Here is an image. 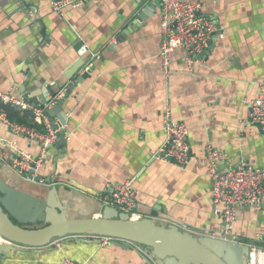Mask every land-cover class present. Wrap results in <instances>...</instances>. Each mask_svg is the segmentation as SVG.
Segmentation results:
<instances>
[{"label": "crops", "instance_id": "0c3cea01", "mask_svg": "<svg viewBox=\"0 0 264 264\" xmlns=\"http://www.w3.org/2000/svg\"><path fill=\"white\" fill-rule=\"evenodd\" d=\"M150 1L87 2L59 15L49 0H0L1 92L37 102L30 96H44V85L56 82L62 96L74 81L64 73L80 56L79 42L86 48L83 68L91 69L62 104L63 147H50L39 169L44 182H33L11 167L8 147L0 154V178L36 196L56 187L69 217L99 216L106 206L100 196L110 192L109 185L133 178L140 218L222 238L220 220L212 213L203 149L210 144L227 154L220 168L241 161L264 168V131L247 122L248 102L264 85V0H198L200 12L217 23L220 33L212 37L208 54L201 60L193 56L192 64L177 50L168 78L158 58L161 4L124 34L136 9ZM110 44L113 51L107 50ZM166 102L173 117L187 126L191 152L183 167L151 158L165 142ZM0 137L32 154L39 150L38 143L11 135L3 124ZM236 214L240 242L264 236V207L242 206ZM57 238L60 247L9 250L0 255V264H61L63 257L83 264H160L141 244Z\"/></svg>", "mask_w": 264, "mask_h": 264}, {"label": "built area", "instance_id": "2783aa9c", "mask_svg": "<svg viewBox=\"0 0 264 264\" xmlns=\"http://www.w3.org/2000/svg\"><path fill=\"white\" fill-rule=\"evenodd\" d=\"M53 11L63 15L66 8H79L84 3L99 4L102 0H49ZM202 6L198 0H161L160 7V43L158 58L166 78L171 73V60L173 54L180 50L184 60L193 63V56L202 54L208 47L213 36L217 35L219 28L210 17L203 15ZM220 33V32H219ZM116 43V40H115ZM96 55V54H95ZM58 95L53 99V101ZM0 99L16 104L33 111L35 121L40 128L27 126L12 121L6 112L0 109V124L8 128L13 136H22L27 140L38 143L39 150L32 154L19 147L13 140L0 137V154L4 147L11 150L8 162L19 173L24 174L33 182H44L39 176V169L49 159V149L58 141V132L63 126L51 123L45 114L51 102L43 108L39 103L30 102L23 96H14L0 91ZM249 123L260 126L264 131V85L260 86L257 95L249 102ZM165 142L158 150L151 153V158L172 163L183 167L190 156V146L187 142V126L184 122L173 117L171 107L166 102L162 113ZM204 159L210 177V201L212 213L220 220L221 236L227 241L238 243L239 236L234 231V222L237 218V208L248 206L254 210L264 207V168L241 161L235 166L220 168L228 159L227 154L218 148L207 144L204 146ZM4 154V153H3ZM29 173V174H28ZM110 192L100 196L101 202L106 206L116 207L119 211L129 215L131 219H139L137 212L136 189L134 179L109 185ZM84 239H96L92 234L72 235ZM100 243H109L113 238L99 236ZM0 236V242H4ZM60 239L53 238L49 245L60 247ZM135 246L137 243H132ZM249 254L248 264H264L258 259L259 252L264 255V247L254 243H247ZM254 256V258H253ZM61 264H83L69 257H63Z\"/></svg>", "mask_w": 264, "mask_h": 264}, {"label": "water", "instance_id": "95a60500", "mask_svg": "<svg viewBox=\"0 0 264 264\" xmlns=\"http://www.w3.org/2000/svg\"><path fill=\"white\" fill-rule=\"evenodd\" d=\"M156 4H161V0H153L137 8L139 10L136 9L134 18L125 27L124 34L140 26L150 16L151 11L153 12V6ZM117 40H123L122 36H118ZM211 42L212 40L209 42V48L212 46ZM75 48L80 56L64 73V77L68 80L74 78V81L64 88L63 95L53 101L60 91L59 84L53 82L44 85V96L42 93L30 96V99H37L39 108L51 102L50 108L45 109V114L54 125V116H57L56 125L63 126L58 132L60 137L55 144L61 148L66 122L61 113L62 104L65 97L83 82L91 71L90 68H83L81 54L86 48L81 42L77 43ZM107 50L113 51L114 44H110ZM207 54L208 50H205L195 57L201 60ZM99 59H103V56ZM1 172L0 160V174ZM37 223L40 226H34ZM86 233L95 235L97 243H100L99 236H108L113 238L112 241L126 247L132 243L144 245L150 250L152 258L160 264H248L249 247L246 241L234 243L209 235L195 236L180 230L174 224L160 225L148 217L131 219L128 214L113 206L103 207L99 216L69 217L65 213L56 187L51 186L45 195L36 196L16 189L0 178V236L5 240L0 242L1 256L9 250L20 252L26 251L27 248H42L49 245L53 238ZM80 239L86 241L82 237ZM249 241L264 247V236Z\"/></svg>", "mask_w": 264, "mask_h": 264}, {"label": "trees", "instance_id": "16d2710c", "mask_svg": "<svg viewBox=\"0 0 264 264\" xmlns=\"http://www.w3.org/2000/svg\"><path fill=\"white\" fill-rule=\"evenodd\" d=\"M0 109H3L6 112L7 117L12 121L40 128V125L35 121L33 111L29 108H23L0 99Z\"/></svg>", "mask_w": 264, "mask_h": 264}, {"label": "bare ground", "instance_id": "6f19581e", "mask_svg": "<svg viewBox=\"0 0 264 264\" xmlns=\"http://www.w3.org/2000/svg\"><path fill=\"white\" fill-rule=\"evenodd\" d=\"M253 258H254V256H253ZM258 259H260L261 261L264 262V255L262 254V252H259Z\"/></svg>", "mask_w": 264, "mask_h": 264}, {"label": "rangeland", "instance_id": "374dc122", "mask_svg": "<svg viewBox=\"0 0 264 264\" xmlns=\"http://www.w3.org/2000/svg\"><path fill=\"white\" fill-rule=\"evenodd\" d=\"M23 176H25L24 174H22ZM32 226V225H31ZM34 226H39V225H37V224H34ZM249 243H253V242H249Z\"/></svg>", "mask_w": 264, "mask_h": 264}]
</instances>
